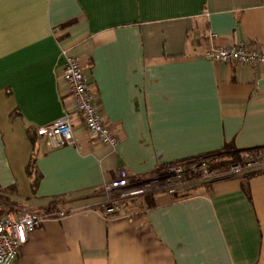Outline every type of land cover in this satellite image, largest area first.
Instances as JSON below:
<instances>
[{"label":"crops","instance_id":"1","mask_svg":"<svg viewBox=\"0 0 264 264\" xmlns=\"http://www.w3.org/2000/svg\"><path fill=\"white\" fill-rule=\"evenodd\" d=\"M239 42L264 49V0H0V195L11 210L54 200L66 211L30 232L12 264H264L261 173L193 176L102 213V184L120 170L137 178L226 144L264 146V64L205 56ZM66 56L78 58L115 145L75 111ZM65 111L74 141L49 148L36 128Z\"/></svg>","mask_w":264,"mask_h":264},{"label":"built area","instance_id":"2","mask_svg":"<svg viewBox=\"0 0 264 264\" xmlns=\"http://www.w3.org/2000/svg\"><path fill=\"white\" fill-rule=\"evenodd\" d=\"M205 56L212 61L224 63L236 61L242 64H264V49L246 42L229 46L212 45L206 50ZM61 84L71 94L74 109L82 116L84 127L88 133L101 143L115 145L117 136L102 121L97 97L88 89L78 58L65 57L61 72ZM36 133L41 140L46 141L49 148L72 143L74 130L70 113L65 111L61 117L54 121L38 126ZM244 154V161L232 164L225 174L239 175L264 169V146L251 148ZM184 163V160L167 163L152 174L137 178H130L125 170H120L115 178L104 181L102 184L105 194L103 215L119 213L123 202L133 197L149 194L159 189L173 192L182 185L189 173L193 172L198 176L202 174L206 177L215 174L214 171L206 168L198 170L199 173H197L201 164L187 170ZM65 213L64 209H59L54 214H46L22 208L10 210L1 215L0 264H12L16 260L19 248L27 241L29 233L38 228L46 217L50 215L61 217Z\"/></svg>","mask_w":264,"mask_h":264},{"label":"trees","instance_id":"3","mask_svg":"<svg viewBox=\"0 0 264 264\" xmlns=\"http://www.w3.org/2000/svg\"><path fill=\"white\" fill-rule=\"evenodd\" d=\"M27 135L30 138L31 143H33V148H34V138L32 137L29 129H27ZM247 150L249 149H246V150L238 149L232 144H226L221 150L217 152L197 156L195 158H192L191 161L186 160L184 163V166L186 168H190L197 164L198 159L207 157L208 159V162L206 163L207 169H215L219 171L220 173L226 172L232 164L241 163L244 161L245 159L244 153ZM25 173L27 177L30 179V185L34 190L38 182V179H39V174H37V169L35 167V156L33 154L25 166ZM258 173H261L264 175V170L250 172L249 174L244 175L243 179H247L248 177L258 174ZM193 176L197 177L198 175L192 172V173H189L188 178L193 177ZM4 190L13 191L14 186H9L5 188ZM145 195L149 197L148 194H145ZM0 201H2L5 205L9 206L8 209L6 208L5 210H0V216H1L3 214H6L8 211H10L14 203L8 200L6 196H2V195H0ZM39 212L46 213V214H54L56 212V201L52 200L51 202H49V204L45 208L41 209Z\"/></svg>","mask_w":264,"mask_h":264},{"label":"rangeland","instance_id":"4","mask_svg":"<svg viewBox=\"0 0 264 264\" xmlns=\"http://www.w3.org/2000/svg\"><path fill=\"white\" fill-rule=\"evenodd\" d=\"M184 161H185V160H184ZM188 161H191V160H188ZM207 162H208L207 157H205V158H201V159H198V162H197L196 165H199V164H201V165H200L199 169H197V171H198V170H202V169H204V168L207 169V167H206V166H207V165H206ZM196 165H194V166H196ZM185 169L188 170V168H186V167H185ZM261 169H262V168H261ZM208 170H212V171H214L213 173H215V174H214V175H211L210 177L202 176V174H201V175H199V176H197V177H199V178H205V179H207V178H214V176H216V174L218 173V171L215 170V169H208ZM197 173H199V171H198ZM188 176H189V174H187V176H186V180H187ZM22 208H25V207L20 206V208L18 207L17 209H22ZM17 209H12V210H17ZM25 209H27V208H25Z\"/></svg>","mask_w":264,"mask_h":264}]
</instances>
